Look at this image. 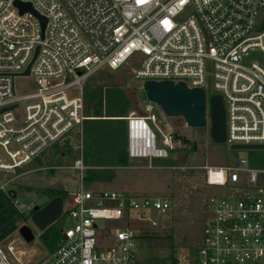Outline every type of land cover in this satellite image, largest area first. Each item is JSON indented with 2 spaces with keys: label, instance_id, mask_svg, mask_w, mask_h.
<instances>
[{
  "label": "built area",
  "instance_id": "1",
  "mask_svg": "<svg viewBox=\"0 0 264 264\" xmlns=\"http://www.w3.org/2000/svg\"><path fill=\"white\" fill-rule=\"evenodd\" d=\"M20 1L31 3L47 22L42 37L34 12H21L15 0H0V110L16 105L0 112V170L27 166L51 145H63L76 127L82 136L89 118L83 96L87 81L104 66L118 69L129 61L144 81H184L206 94L212 80L213 94H221L225 104L226 142L264 144V29L257 25L264 0ZM37 45L30 67L37 88L17 95L15 78L26 70ZM72 86L78 95L68 94ZM21 101L24 125L16 127L14 111ZM153 109L150 102L143 114L124 117L128 156L147 159L150 168L164 167L155 159L169 158L170 150L186 142L170 128L160 129ZM248 162L240 157L237 164L206 166L209 185L236 190L206 200L203 240L188 264H264V184L259 180L264 168L247 167ZM71 167L83 177L88 168L83 154ZM13 179L0 189L7 192ZM11 194L15 208L31 216L36 203H21ZM63 200L62 215L67 213L72 224L61 229L56 246L38 264H136L142 233L160 224L146 210L167 212L172 206L164 195L88 190L83 184ZM130 210L136 211L138 227L130 225ZM100 219L126 226L103 227ZM8 249L15 252L13 242ZM0 264L26 263L18 257L11 261L0 246Z\"/></svg>",
  "mask_w": 264,
  "mask_h": 264
},
{
  "label": "rangeland",
  "instance_id": "2",
  "mask_svg": "<svg viewBox=\"0 0 264 264\" xmlns=\"http://www.w3.org/2000/svg\"><path fill=\"white\" fill-rule=\"evenodd\" d=\"M257 25L260 30L264 29V8L259 10ZM136 68L137 64L132 61L118 69L104 66L96 72L94 77L91 76L89 81L115 84L123 88L138 114L145 110L147 103L151 102L154 105L153 112L157 115L156 124L160 129L170 128L183 140H187L183 142V147L170 150L169 158L155 159L154 164L156 162L164 167L150 168L147 159L130 158L128 165L116 167V175L111 181L83 180L80 171L71 167L83 154L80 128L76 127L68 139L69 145L64 148L63 154H61L63 148L58 150V146L53 144L39 159L33 160L23 168H17L15 171L0 170V185L14 178L5 188L15 191L21 203L33 201L39 205L48 199L43 193L44 190L50 187H65L71 191L80 187L81 184L88 190L104 188L133 195L168 196L171 198L172 206L167 212L155 208L145 212L148 217L157 219L160 224L151 229L156 236L144 239L142 245L136 249V264H171L172 255L180 264H188L197 257V249L203 240L206 200L213 193L231 196L236 190L235 186L209 185L206 182V166L237 164L238 158L245 157L249 160L246 166L254 167L250 163L251 159L258 157L260 151L264 149H232L230 143L213 141L209 122L204 127H194L186 124L183 117L166 116L158 104L147 98L143 88L144 79L134 75L133 70ZM36 88L37 83L33 75H19L15 78L17 95L33 92ZM67 92L70 96L78 95V87L72 86ZM214 92L216 89L213 81L210 80L206 86L208 117L210 116V97ZM24 104V101L19 102V106L14 111L16 127L24 125ZM149 122L158 137L162 139L161 131L156 124ZM173 166L175 168H172ZM259 180L264 184V173L260 174ZM252 190L254 192L255 189ZM130 215V225L138 227L140 222L137 220L136 211L130 210ZM98 221L103 227L126 226L125 221L113 222L104 219ZM25 223L34 228L35 239L31 242H26L19 232L20 225ZM54 223L61 233V229L72 224V219L64 213ZM39 233L40 231L28 217L27 221L24 219L19 221L18 228L2 240L0 246L13 262H16L18 257L26 264H38L48 252ZM10 242L15 245L14 253L8 249Z\"/></svg>",
  "mask_w": 264,
  "mask_h": 264
},
{
  "label": "trees",
  "instance_id": "3",
  "mask_svg": "<svg viewBox=\"0 0 264 264\" xmlns=\"http://www.w3.org/2000/svg\"><path fill=\"white\" fill-rule=\"evenodd\" d=\"M88 81L83 92L85 113L94 117L86 118L82 127L83 159L89 166L83 174V180L111 181L116 175V167L128 165L130 160L124 117L129 114L132 102L124 89L115 84ZM56 145L58 150L63 148L61 151L63 154L69 142L67 140L63 145L58 143ZM40 157L41 155L35 160ZM250 163L254 167L264 168V151H260L258 157L252 158ZM11 192L16 194L13 190L6 192L0 189V242L18 228L20 220L27 221L30 217V214H21L15 208L11 202ZM43 193L48 199L40 204L41 206L56 195L66 198L68 190L65 187H50ZM152 236L156 234L148 228L142 233L144 239ZM39 237L47 249L52 250L59 240L60 232L55 223H52L39 233ZM171 264H180L174 255Z\"/></svg>",
  "mask_w": 264,
  "mask_h": 264
},
{
  "label": "water",
  "instance_id": "4",
  "mask_svg": "<svg viewBox=\"0 0 264 264\" xmlns=\"http://www.w3.org/2000/svg\"><path fill=\"white\" fill-rule=\"evenodd\" d=\"M15 4L21 12L30 10L34 12L41 22L42 37L44 36L47 18L39 14L29 2L15 0ZM40 46L37 45L31 62L25 71L20 75H30V67L37 56ZM143 88L147 98L158 104L166 116L183 117L186 124L194 127L207 125L206 118V94L202 87H189L184 81L174 82L173 80H146ZM11 105L5 109L13 108ZM210 132L214 142L225 143L227 136L226 109L221 94H213L210 97ZM1 109V111L5 110ZM187 141V140H186ZM159 145V142H158ZM232 149H264V144H239L231 145ZM64 200L61 195L49 199L44 205L36 204L30 219L38 231L43 232L52 223L62 216ZM19 232L26 242L35 239L33 226L28 223L19 227Z\"/></svg>",
  "mask_w": 264,
  "mask_h": 264
},
{
  "label": "crops",
  "instance_id": "5",
  "mask_svg": "<svg viewBox=\"0 0 264 264\" xmlns=\"http://www.w3.org/2000/svg\"><path fill=\"white\" fill-rule=\"evenodd\" d=\"M91 79V78H90ZM91 82V81H90ZM136 107L132 104V107H131V109H130V112L129 113H131V112H136ZM145 112V110L144 111H142L140 114H143ZM137 113V112H136ZM87 114V113H86ZM89 116V115H88ZM92 117H94V116H89V118H92ZM126 121V120H125ZM126 129H127V125H126ZM89 167V166H88Z\"/></svg>",
  "mask_w": 264,
  "mask_h": 264
}]
</instances>
